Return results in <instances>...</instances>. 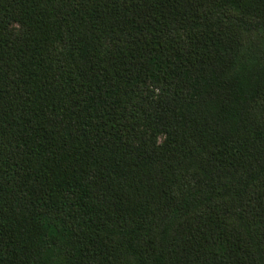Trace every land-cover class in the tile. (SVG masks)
<instances>
[{
    "label": "trees",
    "instance_id": "1",
    "mask_svg": "<svg viewBox=\"0 0 264 264\" xmlns=\"http://www.w3.org/2000/svg\"><path fill=\"white\" fill-rule=\"evenodd\" d=\"M0 264H264V0H0Z\"/></svg>",
    "mask_w": 264,
    "mask_h": 264
}]
</instances>
